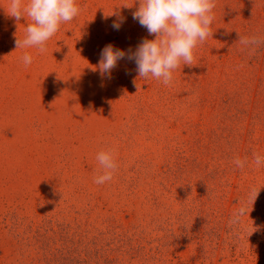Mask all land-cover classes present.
Instances as JSON below:
<instances>
[{
    "label": "rangeland",
    "instance_id": "374dc122",
    "mask_svg": "<svg viewBox=\"0 0 264 264\" xmlns=\"http://www.w3.org/2000/svg\"><path fill=\"white\" fill-rule=\"evenodd\" d=\"M77 4L40 52L0 0V264H264V43H239L264 41V0H216L168 86L128 59L155 39L138 0ZM110 44L126 55L102 74Z\"/></svg>",
    "mask_w": 264,
    "mask_h": 264
},
{
    "label": "clouds",
    "instance_id": "9594fccd",
    "mask_svg": "<svg viewBox=\"0 0 264 264\" xmlns=\"http://www.w3.org/2000/svg\"><path fill=\"white\" fill-rule=\"evenodd\" d=\"M139 7L133 13V18L146 28L155 39H145L137 47L135 53L128 59L136 63L139 78L149 77L161 81L168 86L173 81V72L181 64L192 66L194 50L204 43L211 31L215 19L213 9L216 0H138ZM81 12L77 0H10L9 15L17 22L24 18V13L31 23L26 27L23 40L16 39V47H37L38 51H46V43L52 38L64 23L74 20ZM119 24H113L119 29ZM239 43L246 47H256L264 43L258 37L242 38ZM125 52L107 45L101 53L99 69L102 74H110L117 66V62L125 58ZM25 65L32 63V57L25 54ZM115 149L109 148L97 153L96 159L101 166L102 174L94 178V183L100 185L111 181L118 170ZM255 164L264 163V157L255 155ZM239 168H243L245 161L234 160ZM259 190H250V198L255 201Z\"/></svg>",
    "mask_w": 264,
    "mask_h": 264
}]
</instances>
